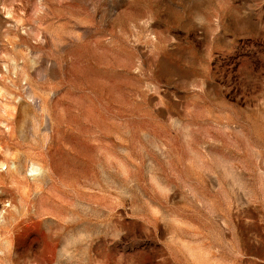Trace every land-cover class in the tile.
Returning a JSON list of instances; mask_svg holds the SVG:
<instances>
[{"label":"rangeland","instance_id":"obj_1","mask_svg":"<svg viewBox=\"0 0 264 264\" xmlns=\"http://www.w3.org/2000/svg\"><path fill=\"white\" fill-rule=\"evenodd\" d=\"M0 264H264V0H0Z\"/></svg>","mask_w":264,"mask_h":264}]
</instances>
